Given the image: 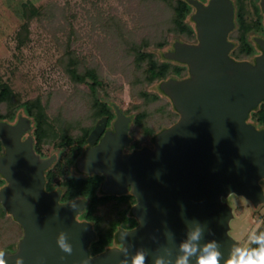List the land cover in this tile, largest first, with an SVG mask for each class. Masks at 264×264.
<instances>
[{
  "label": "water",
  "instance_id": "water-1",
  "mask_svg": "<svg viewBox=\"0 0 264 264\" xmlns=\"http://www.w3.org/2000/svg\"><path fill=\"white\" fill-rule=\"evenodd\" d=\"M187 2L195 8L191 20L198 43L176 42L164 57L186 64L190 77L160 84L178 121L154 136L153 148L123 153L131 117L115 105L113 131L93 146L106 124V118L99 120L75 164L82 173L105 175L103 193L122 195L130 189L136 199L132 215L137 226L118 232L120 248L90 256L95 232L90 223L76 220L86 202L60 204V191L45 190V170L55 158L37 154L31 134L22 140L32 131L31 119L0 120V175L6 180L0 204L23 229L15 251H3L6 264L18 258L23 264H120L141 250L147 264L158 259L175 264L186 255L181 251L185 243L195 248L187 264H196L209 244L214 245L209 251L221 254L220 264L235 253L239 241L232 235L236 215L231 197L253 207L264 204V128L246 122L264 101V51L254 65L229 57L234 46L227 40L234 28L231 0ZM260 44L264 50V41ZM197 231L199 238L191 240ZM61 233L71 255L57 244Z\"/></svg>",
  "mask_w": 264,
  "mask_h": 264
},
{
  "label": "rangeland",
  "instance_id": "rangeland-1",
  "mask_svg": "<svg viewBox=\"0 0 264 264\" xmlns=\"http://www.w3.org/2000/svg\"><path fill=\"white\" fill-rule=\"evenodd\" d=\"M27 1L44 10L29 21L28 37L20 41L18 33L27 21L23 14ZM171 20V9L157 0H0L1 80L21 102L42 97L58 128H68L77 121L90 125L87 90L73 84L60 63L69 45L81 67L97 69L103 82L100 95L133 114L148 112L143 125L157 133L175 115L164 98L142 102L138 92L147 88L155 91L156 84L136 82L142 79L141 70L130 51L145 39L153 44L163 35L173 38L168 30ZM155 52L159 59L161 51ZM132 135L140 145L149 143L150 135L140 126L133 127ZM54 148L52 144L42 147L45 153ZM230 202L236 215L232 235L239 241L238 248L244 249L264 224V204L253 207L235 196Z\"/></svg>",
  "mask_w": 264,
  "mask_h": 264
},
{
  "label": "trees",
  "instance_id": "trees-1",
  "mask_svg": "<svg viewBox=\"0 0 264 264\" xmlns=\"http://www.w3.org/2000/svg\"><path fill=\"white\" fill-rule=\"evenodd\" d=\"M169 7L172 11L171 25L168 28L173 38L163 35L153 44L149 40H142L134 44L131 53L134 55V63L141 70V78L136 82L138 84L147 83L149 86L157 84L160 80L168 77L169 74L180 75L182 70L175 68L166 61H161L156 56V50L162 51L171 44L173 39H192L195 35L194 24L189 19L192 6L187 0H157ZM244 11V7L239 5ZM43 7L37 8L29 1L23 4L24 18L27 20L22 26V32L18 33L20 41L27 39L29 34V21L34 17L43 14ZM252 23L245 19H239V31L243 34L249 32ZM24 33V34H23ZM169 35V34H168ZM70 36H68L69 38ZM242 48L247 45L243 38ZM240 53L242 49H239ZM60 63L73 84L82 85L86 88L85 100L90 112V125L77 121L68 128H58L57 121H51L42 97L29 99L21 102L13 89L0 77V120L12 119L18 109H22L28 115L34 124V149L41 150L44 145L52 144L55 148L60 149L65 155L60 158L55 167L48 173L47 185L45 189L54 188L62 189V201H70L78 197L86 198V214L88 220H92L96 233V241L93 244L92 252L99 253L116 239L117 229L121 226L133 227L137 224L133 217L131 209L136 202L134 196L125 194L120 197L101 195L99 175L89 177H76L67 175L66 170L69 166L74 165L75 158L86 142V138L93 128L95 122L102 116H111V106L106 101L107 98L100 95L103 89V82L97 71L92 67H81V61L75 55L70 46L66 48ZM162 92L159 90L150 91L141 89L138 96L143 99L144 104L155 103L160 99ZM84 100V101H85ZM172 113V112H171ZM148 112L141 111L132 113L133 125L140 126L146 135H150L153 142L155 133L152 129L143 125ZM175 118L169 124L174 122ZM250 120L258 128H264V105L254 109L250 115ZM168 124V125H169ZM163 127V126H162ZM161 127V129H162ZM133 130V129H132ZM160 130V129H159ZM76 131V133H73ZM136 145L137 140H135ZM4 153V146L0 138V155ZM46 180V179H45ZM264 189V180L260 181ZM5 179L0 175V189L4 186ZM264 233V224L256 231L254 236ZM23 234L22 227L9 215L3 205L0 204V251H15L17 243ZM258 245L251 241L247 249L252 250Z\"/></svg>",
  "mask_w": 264,
  "mask_h": 264
},
{
  "label": "flooded vegetation",
  "instance_id": "flooded-vegetation-1",
  "mask_svg": "<svg viewBox=\"0 0 264 264\" xmlns=\"http://www.w3.org/2000/svg\"><path fill=\"white\" fill-rule=\"evenodd\" d=\"M200 2L204 3L205 5H207L209 3L210 0H199ZM234 6V28L229 32L228 36H227V40L231 43L234 44V46L231 48V50L229 51L228 55L230 58H232L235 61L238 62H249L250 64H255L256 59L261 56L263 54V48L260 44L261 41H264V0H231ZM239 5L244 7V11H242L239 7ZM192 6V5H191ZM195 12V8L192 6V10L191 13L189 15V19H191L192 15ZM243 18L245 19V21H247L248 23H252V28L249 32H247L246 34H243L239 31V19ZM192 21V20H191ZM193 22V21H192ZM194 24V28H195V23ZM243 38L244 40L247 42L245 45V47L242 48V43H243ZM176 42H182V43H188V44H197L198 43V39H197V33H196V29H195V35L193 36L192 39H174L171 44L169 46H167L164 50L161 51L159 59L161 61H166V63L171 64L172 66H174L175 68H180L182 70L180 75L177 74H169L168 77H166L163 80H160L157 84H156V89L161 91L160 89V84L162 81H166L169 79H176V80H183L186 78L190 77V73H189V68L186 64L175 61V60H170L164 57V54L168 51H173L174 50V43ZM239 49H242L241 54ZM239 52V53H237ZM162 92V91H161ZM161 98H164L170 105H171V112L175 115V120L174 122H172L169 125L163 126L162 129H160L159 131H157V133H159L160 131H162L163 129H166L170 126H172L173 124H175L178 119H179V113L177 112V110L175 109V107L173 106V103L171 101V99L166 96L163 92L160 96ZM110 106H111V116H102L101 118H99L93 128L91 129V131L95 128L96 124L98 123L99 120H101L102 118H106V124H105V128L104 131L102 132V134L99 136V138L95 141V143L93 144V146L97 145L99 143V141L101 140V138L104 136L105 132L107 131H113V123L116 119V113H115V105H117L122 111L123 113L128 116L131 117V121L129 123V131H128V137L130 138V142L129 144H127L126 146H124L122 148L123 153H131L134 152L136 150H140L143 148H153L154 143L151 142V140H149V143L147 144H143V145H136L135 143V139L133 138L132 135V129L134 127L133 125V117H132V113L129 112L128 110L123 109L121 106H119L118 104L114 103L113 101L110 100H106ZM260 105H264V101L260 102L258 107ZM253 111V110H252ZM252 111L249 114V117L247 118L246 122L250 123L252 125H254L256 127V125L253 123L252 120H250V115L252 113ZM19 116L22 117H26L31 119L28 115H26L24 113V111L22 109H18L15 113L14 118L12 119H8V120H2V121H7L9 123H15L17 121V119L19 118ZM32 121V119H31ZM32 131L30 133H26L23 137L22 140L26 139V137L31 134L33 136V131H34V124L32 121ZM257 129H263V128H258ZM91 131L89 132V134L91 133ZM155 133V135L157 134ZM88 134V136H89ZM154 135V136H155ZM88 136L86 138V142L84 144V146L81 148V150L79 151L78 155L75 158V163L74 165H71L67 168L66 173L67 175H71V176H76V177H89V176H93V175H99L101 177V181H100V192H102L101 187L103 182L105 181L106 177L103 174H85L82 173L80 171H78V169L76 168L75 164L77 162V160L79 158H81L85 152V150L89 147V143H88ZM37 154H39L42 158H51L54 157V161L51 164V166L49 168H47L45 170V176L48 178V173L55 167V164L57 163V161L62 158L63 155H65L64 153L62 154V152L60 151V149L54 148V150L50 153H45L43 151V149L41 150H37L35 151ZM4 154V153H3ZM3 154H1L0 156H2ZM47 178H45V183L47 185ZM6 185V180H5V184ZM3 186V187H4ZM47 192H55V191H60V198H59V203L60 204H64V203H68L74 200H78V199H82L85 202H87L86 198L84 197H78L75 198L73 200L70 201H62V189L61 188H54L52 190L49 189H45ZM103 193V192H102ZM101 194V193H100ZM125 194H131L130 189H128V191ZM122 194V195H125ZM101 195H107V196H114V197H120L122 195H116V194H101ZM133 196V195H132ZM136 201V199H135ZM136 204V202L133 204V206ZM132 206V208H133ZM86 207L87 204L85 205L84 210H82L81 212H79L76 215V220L79 222H88L92 225V229L95 232V228H94V224H92V220H88L87 217L85 216L86 214ZM132 212V209H131ZM134 217V216H133ZM135 218V217H134ZM136 219V218H135ZM137 226V224L133 227H129V226H121L117 229V233H116V239H113L112 242L106 247L105 250L109 249V248H120L121 244L118 242L117 240V234L120 230H131L134 229ZM96 241V233H95V239L92 240L88 246L89 249V254L90 256H95L99 253H93L92 252V247L94 242Z\"/></svg>",
  "mask_w": 264,
  "mask_h": 264
},
{
  "label": "clouds",
  "instance_id": "clouds-1",
  "mask_svg": "<svg viewBox=\"0 0 264 264\" xmlns=\"http://www.w3.org/2000/svg\"><path fill=\"white\" fill-rule=\"evenodd\" d=\"M199 235L200 233L198 231L193 232L190 239L197 240ZM65 240V234L61 233L58 237L57 244L64 253L71 255L72 248ZM252 241L258 245L257 248L252 250L237 248L236 252L227 261V264H264V233H261L259 236H253ZM213 247L214 245L212 244L207 245L203 249V254L198 257L196 264H220L221 254L217 251H209ZM124 251H127V249H124ZM181 251L186 255L179 257L175 264H187V255L195 252V248L185 243L181 245ZM4 257L5 253L0 251V264H6ZM15 264H23L22 259H16ZM120 264H147V256L141 250L131 258L130 262L128 260H121ZM155 264H165V262L163 259H158Z\"/></svg>",
  "mask_w": 264,
  "mask_h": 264
}]
</instances>
